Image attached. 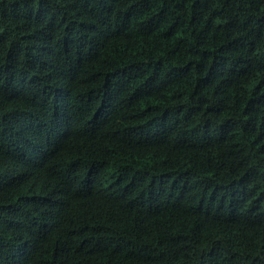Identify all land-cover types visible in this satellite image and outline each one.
I'll return each mask as SVG.
<instances>
[{"label": "trees", "instance_id": "16d2710c", "mask_svg": "<svg viewBox=\"0 0 264 264\" xmlns=\"http://www.w3.org/2000/svg\"><path fill=\"white\" fill-rule=\"evenodd\" d=\"M0 264H264V0H0Z\"/></svg>", "mask_w": 264, "mask_h": 264}]
</instances>
